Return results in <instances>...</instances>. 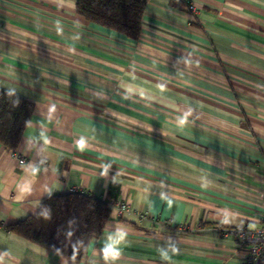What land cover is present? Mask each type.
Listing matches in <instances>:
<instances>
[{
  "label": "crops",
  "instance_id": "0c3cea01",
  "mask_svg": "<svg viewBox=\"0 0 264 264\" xmlns=\"http://www.w3.org/2000/svg\"><path fill=\"white\" fill-rule=\"evenodd\" d=\"M76 4L0 0V90L34 105L25 161L0 144V264H68L4 225L72 188L111 209L80 264H240L221 229L262 226L264 0H149L138 39Z\"/></svg>",
  "mask_w": 264,
  "mask_h": 264
},
{
  "label": "trees",
  "instance_id": "16d2710c",
  "mask_svg": "<svg viewBox=\"0 0 264 264\" xmlns=\"http://www.w3.org/2000/svg\"><path fill=\"white\" fill-rule=\"evenodd\" d=\"M149 0H77V13L131 39L141 33ZM32 102L0 90V144L17 150L29 119ZM110 206L94 196L71 191L47 197L35 215L5 229L80 264L91 241L99 237L110 217ZM259 264H264V257Z\"/></svg>",
  "mask_w": 264,
  "mask_h": 264
},
{
  "label": "built area",
  "instance_id": "2783aa9c",
  "mask_svg": "<svg viewBox=\"0 0 264 264\" xmlns=\"http://www.w3.org/2000/svg\"><path fill=\"white\" fill-rule=\"evenodd\" d=\"M189 10L197 14L198 9L194 5L188 6ZM14 157H16L20 163L25 161V158L17 151H12ZM71 191H75L74 188ZM121 212L127 210L128 206L125 203L118 205ZM142 218H147L146 214L140 215ZM262 226L259 228H248L240 226L237 228H225L221 229L227 233L234 234L239 241V244L244 247V256L240 264H259L264 257V210L261 216Z\"/></svg>",
  "mask_w": 264,
  "mask_h": 264
}]
</instances>
